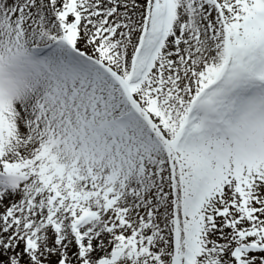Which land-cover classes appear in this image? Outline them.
I'll list each match as a JSON object with an SVG mask.
<instances>
[{"label": "snow or ice", "instance_id": "1", "mask_svg": "<svg viewBox=\"0 0 264 264\" xmlns=\"http://www.w3.org/2000/svg\"><path fill=\"white\" fill-rule=\"evenodd\" d=\"M0 264H264V0H0Z\"/></svg>", "mask_w": 264, "mask_h": 264}]
</instances>
